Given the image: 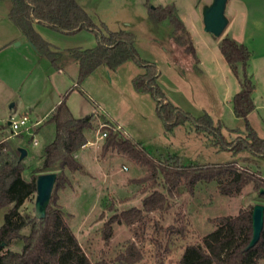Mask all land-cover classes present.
<instances>
[{
    "label": "trees",
    "instance_id": "trees-1",
    "mask_svg": "<svg viewBox=\"0 0 264 264\" xmlns=\"http://www.w3.org/2000/svg\"><path fill=\"white\" fill-rule=\"evenodd\" d=\"M0 1L9 4L8 19L12 24L56 70L60 69L57 50L36 33L34 22L60 34L71 35L87 31L95 38V46L92 48L65 50L67 60L77 61V81L62 96L60 103L44 123L53 126V137L43 146L37 157L39 166L29 173V179L23 176L25 168L19 160L18 150L7 151L5 142L0 145V210L6 209L0 226V264H90L64 225L61 213L52 210L49 205L44 217L23 215L20 209L35 194L37 176L56 174L50 197V203L54 205L58 201L57 191L70 184L65 170L71 173L83 172L74 154L86 144L84 131L93 129L94 116L74 119L65 101L73 89L102 65L114 70L123 63L132 61L142 68L143 72L132 79V88L136 93H148L156 101V114L166 132L190 124L196 131L206 134L220 150L229 151L233 155L244 152L250 155V158L232 159L224 163L185 165L177 156L159 161L131 137L105 127L107 135L103 140L101 156L113 150L143 168L144 176L132 181L138 184L149 182L151 191L142 199L140 208L133 207L115 213L103 222L101 240L104 244L112 239L114 224L128 227L141 222L145 215L168 208L167 194L183 190L193 196L198 184L215 183L218 193L226 197L238 196L251 184L260 202H264V177L256 161H264V139L256 134L247 119V114L252 109L250 94L254 85L247 73L251 53L245 45L230 37H225L220 42L221 53L242 87L241 92L233 97L232 104L234 114L244 123L245 137L228 142L221 133L222 126L214 124L210 116L204 114L193 117L167 101L157 84L158 70L154 63L139 58L133 33L124 30L111 32L103 24H96L77 0ZM149 1L144 0L148 19L154 24L168 21L172 26L169 40L181 50L184 59L188 58L196 65L197 58L190 35L178 18L174 5L152 7L148 5ZM236 63L241 68L240 78ZM240 162L245 165L239 166ZM159 178L165 185L167 194L155 190L159 186ZM99 218L102 220L103 215ZM213 222L215 231L200 244L185 246L179 264H259L264 258V218L259 239L253 246H249L253 234L251 212H244L233 219L218 217ZM25 229L27 232L23 233ZM160 229L158 226L157 231ZM11 246H18V250L12 251ZM141 260L142 252L134 242H130L118 256L120 264H137ZM95 264L109 263L100 260Z\"/></svg>",
    "mask_w": 264,
    "mask_h": 264
},
{
    "label": "rangeland",
    "instance_id": "rangeland-1",
    "mask_svg": "<svg viewBox=\"0 0 264 264\" xmlns=\"http://www.w3.org/2000/svg\"><path fill=\"white\" fill-rule=\"evenodd\" d=\"M236 2L237 0L228 1V5L237 12H233L235 16H230L228 13L230 22L220 37L216 38L205 33L203 27L202 31L199 30V27L197 29L195 26L192 27V35L198 46L197 55L201 59L199 66L192 63L178 66L171 56L169 57L168 36L172 32V26L165 20L160 22L162 27L156 29L154 23L147 18L144 0H105L102 6H107L103 13L111 31L124 30L133 33L135 36L134 46L139 58L159 66L157 84L167 101L193 117L197 118L204 114L211 118L219 116L226 126L243 129L244 123L240 118L234 117L232 105L233 97L241 92L242 87L229 65L221 59L216 44L233 34L240 41L246 39L244 35L250 32L251 18L256 12L260 15V19L256 21L257 26L264 33V6L259 4L253 8L255 11H251L249 8L242 11L240 7H237ZM181 10V14L189 25L197 22L196 14L192 12L191 3L184 4ZM82 34L83 37L77 36L70 39L71 43L87 45L86 43L89 42L87 39L85 40L84 36L86 35ZM257 52L255 51V53ZM179 58H183L181 50L174 53V59L180 61ZM257 60L256 62H258ZM236 64V71L240 78L241 68L239 64ZM259 66L260 62L253 63L251 68H257V72H259L258 68H261ZM258 77L262 85L264 72L261 69ZM107 86L108 84H101L98 91L100 95L108 94L109 109L113 118L126 126V134L120 131L123 136L131 137L159 161L169 156H177L174 155V152H178L179 155L183 151L182 155L186 154L185 147L184 150L181 148L173 150L167 143V139L172 136L171 132L164 130L156 114V101L150 95L145 94L142 96L145 98L142 99L143 101H137L133 97L135 92L132 93L125 89L126 87L123 85L120 86V90L114 85L111 89ZM253 96L255 99L257 94H253ZM75 98L82 108L87 104L86 108L88 111L91 110V104L87 103L80 94H76ZM259 119L260 117L256 114L251 115L252 126L257 127L260 123ZM103 122H106L105 117H100L95 123L92 132L94 136H96L97 129L101 132L104 130V128H100V125L104 124ZM6 128L8 129V127ZM192 130L191 126H180L178 130L173 131V134L176 132V134L182 135L180 139L185 142L183 134L191 133ZM221 132L228 142L238 137H245L244 131L240 133ZM195 133L196 135L190 136L195 142H204L210 146L211 155L208 160L211 163H224L232 160L231 158H239V160L250 158L246 152L233 155L229 151H222L218 146L213 145L206 135L201 132ZM13 138L5 143L7 151L13 152L18 148H24L27 151V156L21 162L25 168L23 176L25 179H29V173L39 166L37 157L42 150V145L33 147L28 135L20 134ZM176 141L172 142L176 143ZM18 144L19 146H17ZM92 153V147H87L82 151V155H86L84 165L90 175L73 174L74 191L66 190L61 194L63 210L72 213L73 218L62 214L58 203L52 205L49 201L48 204L52 210L61 212L63 220L78 238L75 240L80 251L90 264H95L100 260L109 264H120L118 256L130 242H134L142 252V260L137 264H179V256L185 246L200 244L205 237L215 231L216 226L213 221L216 218L233 219L244 212H252L257 205L264 207V202H260L251 184L246 186L236 197L220 195L215 183L198 184L193 196L183 190H177L172 195H168L165 185L159 178V186L155 187V190L167 194L168 208L162 212L145 215L141 222L132 226L114 224L112 239L108 244H104L101 240L103 222L115 213L133 207L140 208L142 199L148 195L151 188H149V182L138 184L132 181V184H129L128 179L137 177L138 169L126 157L110 160L108 177L104 179V173L95 165ZM180 160L183 164H188L183 159ZM257 162L258 169L264 177V161L260 159ZM244 165L242 162L239 163V166ZM123 166L126 169H123ZM252 169L256 170L254 166ZM60 191H57V195ZM34 200L35 194L21 207L20 212L23 215L35 216ZM100 215H103L102 220L99 218ZM2 217L3 210H0V225ZM158 226L161 229L157 231ZM26 232V229L23 230V233ZM15 248L14 246L10 247L12 251ZM259 264H264V258L259 261Z\"/></svg>",
    "mask_w": 264,
    "mask_h": 264
},
{
    "label": "crops",
    "instance_id": "crops-1",
    "mask_svg": "<svg viewBox=\"0 0 264 264\" xmlns=\"http://www.w3.org/2000/svg\"><path fill=\"white\" fill-rule=\"evenodd\" d=\"M104 1L105 0H77L78 4L88 13V15L92 18V20L96 24L98 25L103 24L107 30L111 31L108 23L104 19L103 11L107 9V6H102ZM228 1L229 0H227L225 7V17L227 19V25L230 22V18L228 15L230 14V16L232 15L235 16L234 13L237 12L232 6L228 5ZM187 2L192 4L193 7L192 12L196 14V21H197L196 23L194 24L191 23L190 25L189 23L186 22V19H184L183 15L181 14L182 12L181 9L183 8V5L186 4ZM210 3L211 0H150L148 3V5H151L152 7L174 5L178 18L182 21L187 32L190 35L194 47V51L196 54L198 66L201 65V59L197 55L198 46L196 40L193 38L191 29L193 26H195L196 29L199 27V30L202 31V27H203L202 10L205 6L209 5ZM259 4H263L264 6V0H237L236 2L237 7H240V10L242 11H246L247 8H249V10L251 11H255L253 10V8ZM144 6L147 9L145 2H144ZM8 11H9V4L7 2L0 1V142L3 141L6 143L7 141L14 139L13 137L8 138L10 135L9 128L8 129L6 128L8 127L7 125L8 118L26 115L29 118L31 124H37L36 127H33V132H34L33 139L36 141V144L34 145L32 144V146L36 147L40 144L42 145L43 148L46 142L53 137V132H54L53 126L45 125L44 123L51 115L54 108L60 103L62 96L66 93V91L75 86L78 77L77 61L67 60L64 55L65 50L73 49V48H83V49L92 48L95 46V38L92 33L87 31H80L76 34H71V35L60 34L38 24L37 22H34L33 27L36 33L43 40L51 44L57 50L58 53L57 64L60 67V69L56 70L51 66L50 61L47 58L40 55L33 47V45L24 37V35L12 24V22L8 19ZM249 14L251 16V13ZM252 16L253 17L251 18V24H252L251 30L249 33L244 35L246 39L240 41L239 39H237L238 37L237 38L235 37L234 34L231 35L230 38H232L238 43L245 45L251 53V56L247 64V73L252 79L254 89L250 94L252 109L248 112L247 119L250 126L254 129L256 134L260 138L264 139V82L261 85L262 82L258 77V73L260 72V69L264 72V68H263L264 67V33L257 26L258 24L256 22L257 20L260 19L259 17L260 15L257 14L256 12V14H253ZM147 18H148V14H147ZM161 24L162 23H158L154 25L156 26V29H158L162 27L160 26ZM82 33H85L86 35L84 36L85 40L87 39V41L89 42L86 43L87 45H76L74 42L71 43L70 39H73L74 37L77 36H81L83 35ZM207 39H209L208 36ZM220 42L221 41L217 42L216 46L221 55L220 56L221 59L228 65L227 61L225 60V58L221 53ZM168 43L170 47L169 57L171 56V59L174 62H176L178 66L184 65V63L186 65L191 63L190 59L188 58L184 59V55L182 52L181 54L183 55V58L181 59L179 58L180 61H176L174 59V53L180 51V49L176 48L171 43V41L169 40V36H168ZM255 51L258 52L255 53ZM256 60L260 62L259 67L261 68H258L259 72H257V68L255 69L251 68L253 63H258L256 62ZM155 66L159 71V66L156 63ZM142 72H143L142 68H139L137 64H134V62L131 61H127L123 63L114 70H110L102 65L97 67L94 71H92L82 81V83L78 87L73 89L68 95L65 101V105L74 119H82L88 115L94 116L92 120L93 129L84 131L86 144L74 154V158L78 161V163H80V165L83 168V172H82L83 175L85 176L87 174L90 175L89 171L86 169L84 165L86 160L85 159L86 155L85 156L82 155V151L85 150L87 147L93 148V153H92L93 161L95 162L97 168L100 169L102 173H104L103 175L104 179L105 177L106 178L108 177L107 172H108V165L110 163V160L118 157H121L122 159L125 158L124 156L117 154L113 150H109L104 156H101V147L104 141L99 140L92 133L94 130V125L95 123H97V120L100 117L106 118V122H103L104 124L109 123L113 126H118L120 127V131H123L125 134L127 133L125 129L126 126L123 125L122 123H119L113 118L111 111L109 109V101L107 97L108 94L100 95L98 91L99 86L101 84H105V85L108 84L109 88L111 89L112 86L114 85L120 90V86L123 85V87H126L125 89H128L132 91V93H134L135 91L132 88L131 81L134 77L141 74ZM76 94H80L81 97H83V99L87 103L91 104V107L89 106L91 108L90 111H88V109L86 108L87 104L84 108L81 107V104H79L75 98ZM145 94L149 95L148 93L136 94L135 92V94H133L135 96L133 97H135L134 99H136L137 101H143L142 99L145 98H143L142 96ZM253 94H257L255 99ZM10 106L12 107L10 108ZM253 114H256L257 116L260 117L259 119L260 123H258L259 125L257 127L252 126L253 124H251L250 121V117ZM234 117H236L235 114ZM211 119L213 120L214 124L219 123L222 126L221 131H226V132L235 131L234 133H240L244 131V127L242 129L241 127L226 126L219 116L213 117ZM185 125L191 126L190 124H185ZM178 127L174 128L171 131L172 136L169 137L170 139H167V143L171 145V148L173 150L174 149L179 150L180 148L183 149L185 147L184 149L186 154L182 155V153L184 152L181 151L180 153L181 155L180 154L178 155L177 154L178 152L177 153L174 152V155L176 154L177 157L183 159V161L187 162L188 164L211 163L208 160V158L211 155L210 146H208V144H205L204 142L197 143L193 140V138L190 137L192 134L196 135L195 132L198 133V131H196L193 126H191V128L193 129L192 132L191 133L187 132V134L186 133L183 134L185 136V142H184L180 139L181 138L180 136L182 135L176 134V132L173 134V131L178 130ZM173 140L174 141L177 140L176 143H173L172 142ZM17 146H19V144ZM26 156H27V151H26ZM236 159L239 160V158ZM256 161H259V159H257ZM134 165L138 169L137 170L138 175L137 177H132L128 179V182H130L129 184H132L131 183L132 180H136L143 177L145 173L143 168L139 167L136 164ZM123 168L126 169L125 166H123ZM75 173H79V172L71 173L65 170V174L68 177L70 184L60 191V193L58 194V201H57L58 206L61 208L60 210L62 211V214H65L70 218H73L74 215L70 212H66L65 210H63V206L61 204V194L66 190L72 192L74 191L72 178H73V174ZM1 210H3V217H4L6 209H1ZM3 217H2L1 225L3 224ZM61 217L63 220V216ZM63 223L66 226V228L69 230L70 234L76 240H78L76 235L73 234V232L71 231L70 226L66 224L64 220ZM14 247H16L14 251H17L18 246H14ZM182 251L180 253V256L182 254Z\"/></svg>",
    "mask_w": 264,
    "mask_h": 264
},
{
    "label": "water",
    "instance_id": "water-1",
    "mask_svg": "<svg viewBox=\"0 0 264 264\" xmlns=\"http://www.w3.org/2000/svg\"><path fill=\"white\" fill-rule=\"evenodd\" d=\"M227 0H211L202 10L203 31L213 37H220L227 26L225 7ZM12 106H10L11 108ZM19 160L26 157V150L19 148ZM56 174L46 173L37 176L35 182L34 212L36 217H44L55 184ZM264 207L257 205L251 212L252 239L249 246H253L259 239L263 226Z\"/></svg>",
    "mask_w": 264,
    "mask_h": 264
},
{
    "label": "built area",
    "instance_id": "built-area-1",
    "mask_svg": "<svg viewBox=\"0 0 264 264\" xmlns=\"http://www.w3.org/2000/svg\"><path fill=\"white\" fill-rule=\"evenodd\" d=\"M7 125L9 128L10 135L8 138L17 137L18 135H28L32 144H36V141L33 139V127H36L37 124H31L29 118L26 115L19 116L18 118L9 117L7 120ZM100 128H104L101 132L99 129L96 130V137L99 140H104L107 135L106 128H111L113 131H120V127L118 126H110L107 124L100 125ZM4 143L3 141L0 142V145ZM2 151H5V148H2ZM125 169V168H123Z\"/></svg>",
    "mask_w": 264,
    "mask_h": 264
}]
</instances>
